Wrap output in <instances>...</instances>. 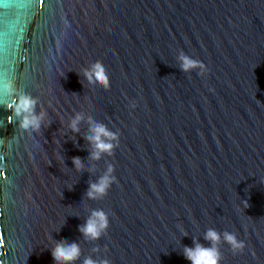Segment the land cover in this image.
Returning <instances> with one entry per match:
<instances>
[{
	"label": "water",
	"instance_id": "obj_1",
	"mask_svg": "<svg viewBox=\"0 0 264 264\" xmlns=\"http://www.w3.org/2000/svg\"><path fill=\"white\" fill-rule=\"evenodd\" d=\"M97 60L108 89L83 76ZM5 80L47 113L39 132ZM89 118L119 133L113 155L89 158ZM109 164L117 180L88 199ZM93 209L98 240L79 232ZM210 227L245 243L222 242L220 264H264V0H0V264H55L59 239L80 243L75 264H191L182 247Z\"/></svg>",
	"mask_w": 264,
	"mask_h": 264
},
{
	"label": "clouds",
	"instance_id": "obj_2",
	"mask_svg": "<svg viewBox=\"0 0 264 264\" xmlns=\"http://www.w3.org/2000/svg\"><path fill=\"white\" fill-rule=\"evenodd\" d=\"M180 67L184 72L198 68L203 74L207 71L205 64L194 59L183 52L178 57ZM83 76L89 84H99L105 89L110 88V77L106 67L99 61H95L82 69ZM3 90L10 96H15V102L12 105L15 116L19 119V126L23 129H31L39 132L45 121L47 113L44 111L37 112V98L31 94L18 90L11 80H5L2 83ZM131 108L136 107V102L130 104ZM84 120V115L80 111H75L70 121L68 129L72 134L80 132V124ZM51 122H49L50 125ZM89 134L85 137L90 146L89 158L99 160L103 154L113 155L114 150L119 144V133L107 127L106 124L94 121L89 118ZM64 159V158H63ZM72 164L75 169H84V160L79 156H73ZM114 165L109 164L106 171L97 180L90 182L85 193L90 200L103 198L108 194L111 185L117 180L113 174ZM247 202V201H246ZM247 207L249 204L247 202ZM246 207V208H247ZM109 227L108 213L103 209H93L85 223L79 226V232L84 239L98 240ZM187 235V232H185ZM204 241L209 242L206 246L199 238L193 237V246L184 245L182 254L191 264H220L222 258L219 245L222 242L229 244L234 253L243 251L245 243L239 240L235 233L227 230L222 233L215 228H208L203 236ZM51 255L55 264H75L80 259L82 250L78 241L69 242L66 239L55 240V246L50 248ZM96 247L93 251H98ZM82 264H111L108 258L94 259L91 255L84 258Z\"/></svg>",
	"mask_w": 264,
	"mask_h": 264
}]
</instances>
